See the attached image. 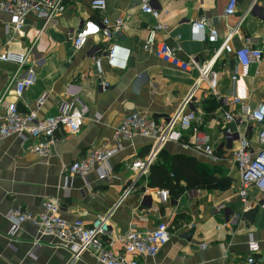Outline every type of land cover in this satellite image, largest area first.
<instances>
[{"label":"crops","instance_id":"0c3cea01","mask_svg":"<svg viewBox=\"0 0 264 264\" xmlns=\"http://www.w3.org/2000/svg\"><path fill=\"white\" fill-rule=\"evenodd\" d=\"M105 1V15L110 20H123L112 41L104 39L99 15L89 8L90 0H64V11L46 22L29 14L20 32L13 31L9 15L0 10V52L24 53L30 48L28 58L36 73L33 86L15 98L12 85L24 74L16 71L13 62H0V115L11 102H16L20 112H28L42 94L46 97L37 110L39 118L54 114L61 102L74 107L82 103L88 108L79 132L59 131L64 141L56 144L46 159L31 153L30 141L15 135L0 140V264H96L86 251L71 262L69 249L53 237H38L28 222L12 229L5 217L8 211L38 213L46 201L57 202L60 216L69 221L80 219L89 224L109 213L106 239L112 242L114 252L120 251L118 236L130 227L144 231L158 221L165 222L169 241L154 258H140L142 264H247L249 239L259 243L255 264H264V197L249 188L252 209L243 212L237 196L239 172L231 155L237 134L245 135L255 149L259 127L232 123L227 126L233 135L224 136V112L236 114V109L230 103H219L200 78L198 68L201 63L213 62L215 91L220 99L229 101L235 86L243 85L250 106L264 102V48L260 62L251 65L248 75L236 82L230 75L239 72L237 61L221 50L225 41L234 50L246 43L263 46L264 0H236L234 14L226 18L223 11L227 0H147L159 11L157 20L142 12L140 0ZM200 17L217 31L215 42L201 41L200 34L191 30L190 21ZM157 22L167 30L159 32L156 40L175 45L180 58L191 59L194 64L189 70L175 69L145 48L147 31ZM234 27L236 33L228 37V29ZM84 29L89 31L86 44L74 50L71 38ZM111 45L116 48L114 66L102 58L98 77L93 57ZM99 79L108 87L102 88ZM189 93L192 100L188 109L198 115L199 128L209 138L216 160L168 142L153 164L161 161L160 153L193 157L228 183L227 189L185 190L161 201L159 191L163 189L150 187L148 174L133 183L134 171L127 166L150 151L152 142L140 136L120 141V150L105 165L109 172L104 179L98 177L97 165L83 178L64 173V167L89 149L112 148L113 130L127 113L137 112L162 124ZM211 101L215 104L210 105ZM183 140H192L191 133H184ZM218 205L222 208L213 213Z\"/></svg>","mask_w":264,"mask_h":264},{"label":"built area","instance_id":"2783aa9c","mask_svg":"<svg viewBox=\"0 0 264 264\" xmlns=\"http://www.w3.org/2000/svg\"><path fill=\"white\" fill-rule=\"evenodd\" d=\"M236 3V0H227L223 11L225 18L234 14ZM89 8L93 13L99 15L101 33L104 39L112 41L122 28V18L116 17L110 20L105 15V0H90ZM140 8L143 13L151 15L154 19L159 18V11L150 6L147 0H140ZM64 9V0H0V10L9 15L11 27L15 32L22 30L29 14H33L46 22L55 15L62 13ZM190 27L194 33L200 34L201 41L215 42L217 39V31L203 17L190 21ZM236 28L228 29V37L236 33ZM166 30L167 26L160 22L149 28L144 41L145 48L152 51L155 57L163 63L180 71L189 70L194 64L191 59L180 58L179 50L175 45L156 40V35ZM88 36L89 31L84 29L72 37L73 49L82 48L86 44ZM263 48L264 44L259 48L246 43L241 48L234 50L227 41L222 44L221 50L232 54L239 67L238 73L230 75L232 82H236L239 77L247 76L250 66L260 62ZM29 51L30 48L24 53L0 52V62H13L16 71H22L24 74L23 78L17 79L12 85L15 98L21 97L35 83L36 73L33 61L28 58ZM115 53L116 48L111 45L103 50L100 56L93 57V66L98 77L101 76L102 72V58L108 66H114ZM212 64L213 62L210 61L198 65L200 78L206 81L211 93L220 104L230 103L236 109V114L224 112L223 121L226 127L223 128V135L227 138L233 135L232 130L227 126L232 123L255 124L259 127L256 133L257 147L255 149L245 135L237 134V146L231 152L240 179L237 196L242 204L243 212H248L252 209L248 203L249 188H255L264 197V102H259L253 107L250 106L248 94L243 85L235 86L229 101L220 99L215 91L217 73L212 69ZM99 85L102 88L108 87V84L101 79H99ZM45 97V94H42L35 102L34 109L25 113L19 111L16 102L8 103L3 114L0 115V140L15 135L24 141H30L31 153L40 159H46L49 157L51 149L64 141V137L58 135L59 131L68 134L78 133L82 121L88 113L87 106L79 103L78 107H74L71 103L61 102L54 114L39 118L37 110L41 108ZM191 100L192 93H189L162 124H158L137 112L127 113L119 126L113 130L112 141L114 146L112 148L89 149L80 159L64 167V173L66 175L76 174L83 178L97 165L98 177L104 179L109 172L105 165L109 158L120 150V141L130 140L135 136L149 139L152 145L145 157L136 158L128 163V169L134 171L135 174L133 183L148 174L157 153L168 142L180 143L184 149L192 150L212 161L216 160L209 138L199 128L198 115L195 111L188 109ZM187 132L191 133L192 140H183V135ZM126 194L127 190L121 197ZM168 196L167 190L159 191L161 201H165ZM220 208L222 205L215 207L212 212L216 213ZM59 211L57 202L46 201L38 213L14 209L8 211L5 217L12 223L13 230L19 224L28 222L36 228L38 237H53L59 245L70 250L71 262L76 259L79 252L86 251L93 256L96 264H142L140 258H154L159 249L169 241L168 225L163 221H158L149 230L140 231L130 227L127 232L118 236L120 251L114 252L111 249L112 242L106 239L109 233V213L98 216L86 224L80 219L66 220L60 216ZM262 244L264 245V241ZM36 245L37 239H35L33 246ZM258 252L259 243L249 239L246 263L255 264L254 255Z\"/></svg>","mask_w":264,"mask_h":264},{"label":"trees","instance_id":"16d2710c","mask_svg":"<svg viewBox=\"0 0 264 264\" xmlns=\"http://www.w3.org/2000/svg\"><path fill=\"white\" fill-rule=\"evenodd\" d=\"M214 101L210 105H214ZM161 161L151 165L148 171V185L165 189L172 197H177L185 190L210 188L225 190L228 183L212 175L195 158L182 154L169 155L160 153ZM183 183V185H182Z\"/></svg>","mask_w":264,"mask_h":264}]
</instances>
